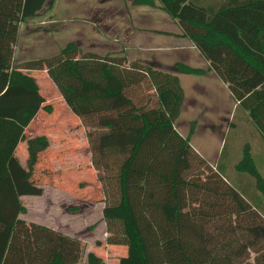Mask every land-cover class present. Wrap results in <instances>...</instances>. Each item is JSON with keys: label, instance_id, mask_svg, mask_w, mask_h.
<instances>
[{"label": "trees", "instance_id": "16d2710c", "mask_svg": "<svg viewBox=\"0 0 264 264\" xmlns=\"http://www.w3.org/2000/svg\"><path fill=\"white\" fill-rule=\"evenodd\" d=\"M46 1L0 0V264H100L99 245L125 249L110 264H264L258 210L264 177L249 145L235 169L254 179L263 197L255 205L227 181L225 165L213 169L192 147V130L184 137L175 127L185 99L179 75L206 70L185 62L160 68L75 43L16 63L21 24L37 17ZM132 3L157 6L176 22L181 33L174 35L189 39L209 61L264 140V0ZM38 70L47 72L82 124L95 127L86 137L110 233L97 247L20 217V198L43 194L33 172L39 154L54 145L48 135L28 137L40 111L53 112L44 104ZM144 84L154 93L146 102Z\"/></svg>", "mask_w": 264, "mask_h": 264}, {"label": "rangeland", "instance_id": "374dc122", "mask_svg": "<svg viewBox=\"0 0 264 264\" xmlns=\"http://www.w3.org/2000/svg\"><path fill=\"white\" fill-rule=\"evenodd\" d=\"M132 1L47 0L37 17L21 25L15 47L16 63L51 57L68 43H75L84 51L102 55L114 53L126 56L128 61L155 60L166 69L176 60L192 66L206 64L189 42L154 34L156 29L177 30L165 11L157 6L134 5ZM130 26L138 27V32L133 33ZM152 36L156 38L151 41ZM150 48L154 51H149ZM34 74L44 104H50L53 112L41 110L27 130L28 137L48 135L55 146L51 144L50 150L39 154L33 179L37 178L35 181L43 188V194L21 197L25 211L20 217L78 237L89 248L97 247L110 233L102 214L103 191L98 173L91 164L86 137L95 127L84 126L67 108L45 70ZM201 77L182 76L185 99L175 127L184 137H188L192 130L189 138L192 147L213 169L219 170L225 165L227 181L255 205L262 195L256 190L254 179L246 173H238L235 165L248 144L264 177V140L228 90L210 75L200 81L194 80ZM140 89L145 102L147 94L154 96L147 84ZM111 184L115 189V181ZM258 210L264 213V201ZM99 246L100 264L115 263L125 253L124 248ZM253 258L254 253H251V260Z\"/></svg>", "mask_w": 264, "mask_h": 264}, {"label": "crops", "instance_id": "0c3cea01", "mask_svg": "<svg viewBox=\"0 0 264 264\" xmlns=\"http://www.w3.org/2000/svg\"><path fill=\"white\" fill-rule=\"evenodd\" d=\"M31 19H33V18H31ZM31 19H28L27 21H29V20H31ZM172 19V18H171ZM173 20V19H172ZM27 21H25V22H23L22 24H25V23H27ZM174 21V20H173ZM174 23H175V25H176V27H177V30H170V29H156V31L154 32V34L155 35H158V37L160 36V37H166V38H172V39H175L176 41L177 40H179V41H186V43H190V45H191V47H192V49L194 50V49H196L194 46H193V44H192V42L189 40V39H187V38H184V37H180V36H176V35H174V34H180L181 33V31H180V28L178 27V25L176 24V22L174 21ZM21 24V25H22ZM129 29L133 32V33H137L138 32V27H135V26H130L129 27ZM158 31H162V32H168V33H171V34H165V33H160V32H158ZM156 38V37H155ZM154 38V36H152V37H150V40L152 41L153 39H155ZM184 44H186L185 42H183ZM188 43V44H189ZM122 47V49H126L125 47H123V46H121ZM184 48H185V46H184ZM176 50V49H175ZM197 50V49H196ZM149 51H151V52H153L154 51V49L153 48H150L149 49ZM195 51V50H194ZM198 51V50H197ZM198 53H199V51H198ZM197 54V53H196ZM200 54V53H199ZM199 54H197V55H199ZM204 61H205V65H196L197 67H201V68H204L205 70H206V73L205 74H203L202 75V77L201 78H199V79H194L195 81H200V80H202V78H204V77H206V76H208V75H210V76H212L213 78H215V79H217V81L220 83V85H222V87H224L226 90H228V87H227V84L226 83H224L217 75H216V73H214L213 71H211V70H209V61H207L201 54L199 55ZM140 59V58H139ZM141 60V59H140ZM142 61H144V62H147V63H150V64H152V65H155V66H158V67H160L159 65V62H157V61H155V60H146V59H142ZM176 62H184V61H179V60H176V61H174V63L171 65V66H169V67H167V68H170V67H172ZM186 63V62H185ZM160 68H162V67H160ZM183 77H185L186 75L185 74H180L179 75V77H180V81H181V84H182V76ZM197 76H199V75H197ZM182 86H183V84H182ZM184 88V87H183ZM228 94L233 98V96H232V94L229 92V90H228ZM234 99V98H233ZM234 101H235V99H234ZM235 103H236V105H237V102L235 101ZM23 197V196H22ZM53 228V227H52Z\"/></svg>", "mask_w": 264, "mask_h": 264}]
</instances>
